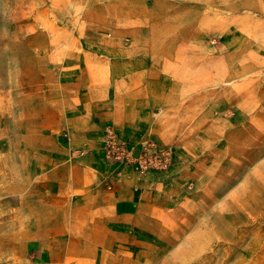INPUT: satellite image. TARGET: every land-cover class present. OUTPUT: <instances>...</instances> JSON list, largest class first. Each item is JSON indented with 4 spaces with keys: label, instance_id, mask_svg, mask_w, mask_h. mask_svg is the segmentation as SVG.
<instances>
[{
    "label": "rangeland",
    "instance_id": "1",
    "mask_svg": "<svg viewBox=\"0 0 264 264\" xmlns=\"http://www.w3.org/2000/svg\"><path fill=\"white\" fill-rule=\"evenodd\" d=\"M164 2L157 12L167 19L153 28L156 32L146 25L135 34L150 40L164 31H179L190 55L233 72L215 94L205 91L207 117L217 121L206 122L203 151L196 144L197 121L188 123L194 131L190 137L181 135L173 143L152 132L132 140L111 124L105 127L101 155L107 164L141 176L154 174L169 185L180 175L177 165L192 170L203 157L204 175L199 185L193 174L181 178L189 204L172 218L170 230L155 237L134 234L126 247L121 245L125 240L117 242L104 264H264V0ZM47 8L55 21L52 0H0V264H54L52 259L55 264H85L74 261L86 250L68 247L66 222L61 229L68 232L55 234L60 243H53L45 221L51 207L73 192L69 166L89 153L85 147H71L64 112L79 103L66 71L75 67L73 58L52 51V30L42 20ZM70 28L81 43L88 38L94 47L101 46L102 36H112L111 30L85 26L83 31L78 24ZM215 56L220 62L207 61ZM242 68L251 69L245 73ZM244 82L260 97L240 115L234 100H221L225 87ZM108 142L120 157L108 156ZM198 193L201 201L194 204ZM63 205L62 216L67 210ZM74 224L79 226L77 220ZM53 244L61 246L54 251Z\"/></svg>",
    "mask_w": 264,
    "mask_h": 264
},
{
    "label": "crops",
    "instance_id": "2",
    "mask_svg": "<svg viewBox=\"0 0 264 264\" xmlns=\"http://www.w3.org/2000/svg\"><path fill=\"white\" fill-rule=\"evenodd\" d=\"M161 2L165 3L164 0H52L51 10L56 17L53 22L48 16L50 8L43 11V24L48 31L52 30V51L73 58L71 65L75 67L66 71L71 93L79 103L64 112L73 138L71 147L89 150L87 156L69 166L73 192L60 204H54L45 218L54 240L55 234L68 232L61 229L66 222L71 231L66 241L68 247L86 250L79 260L74 258L75 263L104 264L105 255L117 242L125 240L121 245L126 247L128 239H135L134 234L155 237L166 228L170 230L172 218L180 216L189 204L183 198L181 178L193 174L199 185L204 175L203 157L192 170L177 165L180 175L168 185L159 182L154 174L141 176L120 170L117 164L105 163L101 155L108 124L133 136L132 140L139 139L143 132H152L168 143L177 141L181 135L190 137L195 131L198 150L203 151L206 122L217 121L207 117L205 91L215 94L218 84L230 78L233 70L211 68L204 56L190 55L186 38L179 31H164L150 40L135 34L146 25L153 31L167 19L157 12L162 8ZM77 24L84 26L83 31L85 26L94 31L111 30L112 36L99 38L101 46L97 47L88 38L81 43L80 35L70 28ZM215 57L207 61L220 62L221 57ZM242 69L246 73L251 68ZM253 89L249 82L227 86L223 92L226 100L223 98L221 102L234 100L238 114L242 115L244 109H253V100L260 97ZM256 104L260 105V101ZM263 108L262 101L260 110ZM190 121H197L196 130L191 132ZM109 184L111 189L106 188ZM194 197V204L201 201L199 193ZM78 201L84 205L78 206ZM63 203L67 210L62 216ZM76 220L79 226L73 225ZM58 245L53 244L52 249L57 250L61 244ZM72 261L70 258L69 262ZM135 262L139 260L134 259Z\"/></svg>",
    "mask_w": 264,
    "mask_h": 264
},
{
    "label": "built area",
    "instance_id": "3",
    "mask_svg": "<svg viewBox=\"0 0 264 264\" xmlns=\"http://www.w3.org/2000/svg\"><path fill=\"white\" fill-rule=\"evenodd\" d=\"M108 145L107 148H106V151L108 153V156H111V157H120L119 155L120 154V150H115V146L113 145H110V143L108 142Z\"/></svg>",
    "mask_w": 264,
    "mask_h": 264
}]
</instances>
